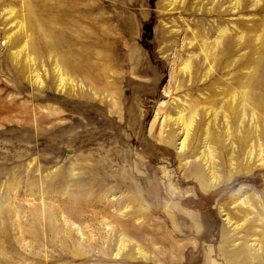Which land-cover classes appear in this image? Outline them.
Returning <instances> with one entry per match:
<instances>
[{
    "label": "rangeland",
    "instance_id": "obj_1",
    "mask_svg": "<svg viewBox=\"0 0 264 264\" xmlns=\"http://www.w3.org/2000/svg\"><path fill=\"white\" fill-rule=\"evenodd\" d=\"M0 264H264V0H0Z\"/></svg>",
    "mask_w": 264,
    "mask_h": 264
},
{
    "label": "bare ground",
    "instance_id": "obj_2",
    "mask_svg": "<svg viewBox=\"0 0 264 264\" xmlns=\"http://www.w3.org/2000/svg\"><path fill=\"white\" fill-rule=\"evenodd\" d=\"M190 62L191 60L188 58L187 59L188 65L185 66V68L183 69L184 72L190 69V66H189ZM243 99L244 101L246 100L245 95H243ZM253 112L254 113L252 114V117H254L256 121L257 116H258L256 109H254ZM197 116H198V113L194 111L193 115L188 120L184 119V116H180L175 120L173 119H170V120L174 121L175 125H180V129L181 130L183 129L184 133H186V137L183 141V146L181 148V151L186 152L187 150L188 153L199 155L198 152H200V150L194 149L195 142H193V140H190L192 136V129H193V125L195 122V118ZM208 132H209L208 130L205 132V138H204V148L205 149L200 152L201 153L200 159H202L203 162L197 168L194 169L196 178H198L201 188L204 190L214 188L222 181L221 180L222 176L218 175L219 169L217 168V166L218 167L220 166V169H221V165L215 162L213 159V153L211 150L212 147H210V134ZM171 134L172 132L170 133V135ZM256 152H257L256 147L254 145H251L250 150L248 151L247 155L251 157ZM231 219L232 217L229 216L228 223H231Z\"/></svg>",
    "mask_w": 264,
    "mask_h": 264
}]
</instances>
